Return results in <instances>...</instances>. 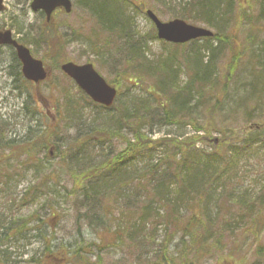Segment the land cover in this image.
Wrapping results in <instances>:
<instances>
[{
    "label": "rangeland",
    "instance_id": "1",
    "mask_svg": "<svg viewBox=\"0 0 264 264\" xmlns=\"http://www.w3.org/2000/svg\"><path fill=\"white\" fill-rule=\"evenodd\" d=\"M30 1L3 0L0 12V29L12 30L48 69L39 84L27 82L14 50L0 48V264H153L164 257L170 264L190 260L193 264H264V249H259L264 246V220L252 226L254 210L255 215L264 212V125H254L264 124V78H260L264 21L255 19L264 0L240 4L243 12H236L237 19L226 29L234 35V42L224 44L210 38L183 45L159 40L145 11L151 9L162 21L184 17L187 23L215 33L216 28L204 22L195 4L189 6L190 0H123L127 21L120 35L105 30L87 7L80 6L81 0H71V12L57 10L49 22L30 9ZM102 9L108 8L103 5ZM231 48L242 54L237 64L230 59ZM130 49L137 55L128 57L133 54ZM143 58L154 65V75L164 74L165 69L163 90L137 69ZM67 61L91 63L117 88L111 104L114 112L132 109L134 99L146 100L151 106V118L138 124L144 139L139 155L126 152L127 166L131 164L135 172L147 174L153 165L164 169L177 149L176 142L193 144L201 153L210 154L219 150L218 141L225 136L236 147L237 160L227 157L231 168L226 182L216 183L214 197L224 193L220 209L213 200L207 206L213 228L222 232V248L210 246L216 237L211 232L206 251L196 254L202 229H195L191 219L189 228L194 235L183 232L197 209L186 200L176 202L178 222L161 221L160 216L156 224L145 222L131 239L126 236L131 223H143L142 211L133 213L135 219L131 206L146 197L143 190L149 175L128 181L127 199L116 195L113 183L105 195L107 178L116 171L110 172L104 162L126 150L128 142L123 138L133 142L134 133L125 125L119 136L101 131L98 137L81 141L86 127L106 115L103 108L81 100V91L60 69ZM232 66L237 67L224 79ZM197 68L200 76L204 70H213L217 80L205 86V94H194L186 110L168 102L169 89L187 86ZM169 79L174 87L169 88ZM66 97L79 104V114L63 111ZM104 154L109 155L106 160ZM95 167L99 168L95 171ZM100 177L105 181L90 190L88 182ZM241 200L249 206L245 212L236 204ZM123 211L125 217H121ZM159 214H164L162 208Z\"/></svg>",
    "mask_w": 264,
    "mask_h": 264
},
{
    "label": "trees",
    "instance_id": "2",
    "mask_svg": "<svg viewBox=\"0 0 264 264\" xmlns=\"http://www.w3.org/2000/svg\"><path fill=\"white\" fill-rule=\"evenodd\" d=\"M242 3H246V0H190L189 6L195 4V7L198 8L201 15L203 16L204 22L207 25L216 28V32L214 33L212 40H217L218 43L228 44L234 42L235 40L234 35L226 31L228 23L237 19L236 12H243L244 7L240 6ZM103 5H106L108 9H102ZM123 5V0L80 1V6L83 8L87 7L91 11V15L96 16L102 25L107 28L105 30H108V32L110 31L112 33H117L119 35L121 34V30L125 29L127 21L124 16ZM92 11H94L93 14ZM253 19L254 18L252 17L249 18L250 21ZM255 19L264 21L263 5L261 8H259ZM131 52H133V54H128V57L129 55L131 57L137 55L135 54L134 49H130V53ZM231 53L232 56L230 59L237 64V61L240 60L242 56L240 50H234L231 48ZM137 67L138 70L144 73L142 76L149 75L147 78L152 79L158 89L160 87L161 90H163L162 83L165 78V72L163 71H165V69L162 70V73L164 74L154 75L152 73L154 70V65L152 64L151 67L149 63L145 62L144 58L140 61V64ZM236 67L237 66H232L228 68L224 79L227 73H229L230 76ZM205 71L206 70H204L203 73ZM204 79V75L202 74L200 76V70L197 68V71L192 74L189 81L186 83L187 86L185 85L182 88L178 87L179 90L169 89V93L166 96L167 101L172 102L173 105L175 104L177 107L186 110L194 94L200 95L199 91L205 94V85L202 83ZM168 83L169 88L174 87L173 81L171 79H169ZM171 90H173V93H171ZM163 93H166V91ZM80 97L81 100L86 99L87 102H90L95 108H103L106 115L103 116V119L94 120L92 123H90V126L86 127V132L83 134L81 141H85L87 139L89 140L91 136L98 137V133L101 131L108 132L109 136H119L120 128L124 127L125 125L129 126L134 133L135 138L133 142H131L130 139L128 140L123 138L128 142L127 148L126 150L121 151V153L118 154L115 159L114 156L112 158L114 160H106L109 155L104 154V159L106 160L104 162V167L108 170L111 169L110 172L116 171L111 178H107L109 184L105 187L106 189L103 190L105 195H107L108 189L113 183L117 185L115 190L116 195H121L123 198L127 199L125 190L128 181L136 179L141 175H149V179L146 181L147 189L144 188L143 190L146 199L143 198V200L138 204L131 206L132 215L135 212L139 213L142 211V213H139V215L143 218V223L142 225L131 223V228L128 226V229L126 230V236L131 239L137 230H141V227L144 226L145 222L150 221L152 223L154 221L156 224V221L161 218L160 216H162L161 221L169 222L170 220V222H173V220H175V222H178L180 217V215H178L180 206H177L176 202L186 200V202L194 203L197 209L196 212L193 211V215L188 219L187 223L185 222L183 226V232L187 234L189 231V233L193 234V231L189 228L191 219L195 229L197 227L202 229L201 235H197L198 239L196 238L198 242L196 254L206 251L208 238L211 232L215 233L216 237L210 246L217 247L218 245L220 248H222L220 238L222 232H220L217 228H213V223L210 219L211 215L207 211V206L209 201L213 200L217 202L218 209H220L222 204L220 197L224 195V193L218 194L216 198L214 197L217 191L216 183L221 181L225 183L227 180V171L228 168H231V166L226 163L227 157L231 155L237 160L236 155L239 154V151H237L236 147H233L234 145L231 146L230 142H227V137L224 136L221 140H219L217 144V148L219 150L213 151V153L210 154L201 153L199 150L194 148L193 144L176 142L177 149L169 155L170 163H167V166L164 169H160L158 165H153L148 169L147 174L146 172L137 173L134 170L135 167H132L131 164L127 166L126 152L131 153L129 156L139 155V146L144 142V139L143 134L140 132V128H138V124L144 122L146 117L151 118V106L148 105L146 100L134 99L131 103V106H129L132 109L126 107L125 110L119 109V112H114L111 106L105 108L101 105L94 104L83 92L80 93ZM78 108L79 104L74 102L69 97H66L63 101V111H66L67 114H79ZM167 111L170 112L171 110ZM177 111L178 109L173 110L171 115L173 116ZM195 129L199 131L200 127L196 126ZM254 132H258V130H255ZM241 145L243 147L246 146L245 140L241 139ZM102 152L105 151L103 150ZM144 154L145 150L140 156H144ZM73 159H76L75 155L73 156ZM113 162L115 163L114 166L112 164ZM98 168L99 167H95V171ZM90 169H93V167ZM151 179L154 181L152 184ZM101 180L102 178L100 177L97 180L95 179L93 182H88V184L91 186L90 190H95L98 188V185L102 183V181H105L104 179L102 181ZM263 188L264 186H262L261 191ZM172 193H174L175 196H172ZM124 195L126 196L124 197ZM255 201L256 198L253 200V202ZM258 201L263 203V197H259ZM125 204H127V201ZM236 204L240 209L243 207L244 212L248 210L249 206L245 204L243 200ZM158 205H161L162 207H158ZM159 208L163 209V215L159 214ZM261 209H264V206ZM261 209L260 207L257 208L258 211H261ZM121 217H125L124 211L122 212ZM133 217L137 219V215H133ZM203 219H205V221ZM263 220L264 212L255 215L254 210L252 226L254 227L256 223L259 224ZM262 227H264V225H262ZM124 230L125 229L122 228L121 231L124 232ZM252 232L256 234L255 230ZM120 236L121 235H117V238H120ZM259 249H264V246H260ZM172 263L175 264L173 261ZM153 264H170V262L164 257L161 258L160 261L154 262ZM182 264H193V260L188 262L183 261Z\"/></svg>",
    "mask_w": 264,
    "mask_h": 264
},
{
    "label": "water",
    "instance_id": "3",
    "mask_svg": "<svg viewBox=\"0 0 264 264\" xmlns=\"http://www.w3.org/2000/svg\"><path fill=\"white\" fill-rule=\"evenodd\" d=\"M0 0V10L2 9ZM58 5H63L66 11H70L69 0H34L31 7L36 10L42 8L48 15ZM150 19L155 23L158 37L173 42H185L197 37L211 36L212 33L201 27L188 25L182 20L162 23L151 12L147 11ZM11 44L16 48L17 54L23 63V73L29 79L37 82L46 76L40 60L31 57L29 50L12 39L10 30L0 31V45ZM63 72L75 80L76 84L97 103L110 106L116 95V90L110 87L104 79L96 72L92 64L86 63L76 65L73 62H66L62 65Z\"/></svg>",
    "mask_w": 264,
    "mask_h": 264
},
{
    "label": "bare ground",
    "instance_id": "4",
    "mask_svg": "<svg viewBox=\"0 0 264 264\" xmlns=\"http://www.w3.org/2000/svg\"><path fill=\"white\" fill-rule=\"evenodd\" d=\"M217 41V40H216ZM264 54V53H263ZM213 70L210 71H206L203 73L205 79L203 80V85H205L206 87H208V83H210L211 81H216L218 75L214 72H212ZM260 78H264V72H262V74L260 75Z\"/></svg>",
    "mask_w": 264,
    "mask_h": 264
},
{
    "label": "flooded vegetation",
    "instance_id": "5",
    "mask_svg": "<svg viewBox=\"0 0 264 264\" xmlns=\"http://www.w3.org/2000/svg\"><path fill=\"white\" fill-rule=\"evenodd\" d=\"M18 64L20 65L19 61L17 60Z\"/></svg>",
    "mask_w": 264,
    "mask_h": 264
}]
</instances>
